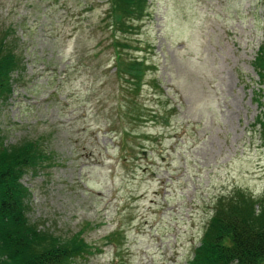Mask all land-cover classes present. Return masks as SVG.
<instances>
[{"label":"rangeland","instance_id":"1","mask_svg":"<svg viewBox=\"0 0 264 264\" xmlns=\"http://www.w3.org/2000/svg\"><path fill=\"white\" fill-rule=\"evenodd\" d=\"M106 10L0 0V38L10 32L20 63L0 99V144L40 146L21 179L25 215L92 249L70 264H188L217 203L264 195L253 69L264 0H148L135 31L116 35L149 67L136 95L114 75Z\"/></svg>","mask_w":264,"mask_h":264},{"label":"trees","instance_id":"2","mask_svg":"<svg viewBox=\"0 0 264 264\" xmlns=\"http://www.w3.org/2000/svg\"><path fill=\"white\" fill-rule=\"evenodd\" d=\"M106 4L103 23L111 34L114 75L136 95L149 67L138 57L122 55V50L130 44L116 35L123 37L135 31L136 24L147 15L148 0H106ZM10 35L7 31L0 38V99L11 95L12 75L20 65L10 44L6 43L5 37ZM253 69L264 86V43ZM150 84L158 91L156 81ZM141 111L137 110L138 118H142ZM256 122L264 140V114ZM36 144L10 148L0 144V264H70L93 254L78 235L59 243L29 224L25 215L28 190L21 179L28 170L40 165L38 160L43 154ZM193 254L188 264H264V195L253 199L237 192L217 203Z\"/></svg>","mask_w":264,"mask_h":264}]
</instances>
